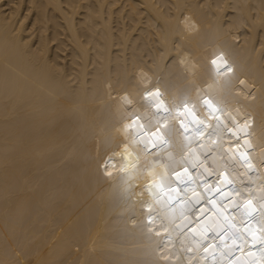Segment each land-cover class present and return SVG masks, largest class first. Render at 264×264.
I'll return each mask as SVG.
<instances>
[{
    "label": "bare ground",
    "instance_id": "obj_1",
    "mask_svg": "<svg viewBox=\"0 0 264 264\" xmlns=\"http://www.w3.org/2000/svg\"><path fill=\"white\" fill-rule=\"evenodd\" d=\"M185 104L204 122L188 139ZM184 174L208 195L170 188ZM259 205L264 0H0V264H201L198 223L245 207L250 232Z\"/></svg>",
    "mask_w": 264,
    "mask_h": 264
},
{
    "label": "clouds",
    "instance_id": "obj_2",
    "mask_svg": "<svg viewBox=\"0 0 264 264\" xmlns=\"http://www.w3.org/2000/svg\"><path fill=\"white\" fill-rule=\"evenodd\" d=\"M163 95V94H162ZM164 99L166 100V96L163 95ZM189 109V107H188ZM161 111V110H160ZM199 110L197 108H191L189 109L188 112H184L183 116H181V121L183 122V126L181 125V122L176 123L179 130L182 132L183 136L185 137V139H188L191 135H198L199 132L202 130V127L204 125L201 124V120L200 119H193V116L191 114H189L190 112H198ZM162 112V111H161ZM156 113V112H154ZM165 113V112H162ZM184 118V119H182ZM232 122V121H230ZM212 126H215L216 124L213 123L211 124ZM206 132H211V127L206 128L205 133ZM204 135V134H201ZM232 136H235L234 133H231ZM231 141H238L239 142V146H252L251 143H249V145H246L245 143H241V139L239 137L233 138L231 139ZM253 147V146H252ZM222 151L224 152V154L226 155V158L229 159V161L237 168L240 169L241 166H239L237 163L240 164V162L242 164L243 160H242V156L238 155V154H229V152L222 148ZM242 151V150H241ZM256 153L250 152V154L247 155L252 157L255 155ZM185 177H187V174H184ZM222 182L224 181V178H221ZM161 181L162 183H164L166 180L164 179L163 176H161ZM225 184V182H224ZM234 186V184H233ZM171 190H168L167 193H169ZM203 196H207L208 195V190H203L201 191ZM149 196H151L150 194H148ZM184 195V194H183ZM160 193L156 196L155 201L154 202H159L160 204H162L164 206L165 209L168 210L169 205H168V200L165 197L164 194H162L161 198H159ZM185 196V195H184ZM231 197V196H230ZM154 198V197H153ZM168 198H170L168 196ZM226 196H224L222 194V196L220 198H217V205L214 207L210 204V208H213L216 210V213L218 215L217 210L219 209L218 205L221 204L224 207V210L226 211L227 208L231 209L232 208V204L229 202H225ZM193 198H186L184 199V205L186 202H188L189 200H192ZM237 201L240 199L239 194L234 196L231 201L236 200ZM225 204H224V203ZM228 203V204H227ZM236 203V202H234ZM208 204V203H207ZM227 204V205H226ZM209 205V204H208ZM259 217H256V220L253 224L244 227V229H250L251 232L253 233L251 235V242H256L258 239L257 233H259V229L261 227L264 226V206L263 205H259ZM227 207V208H225ZM249 209L248 208H243L242 210H240V212L233 217L232 219H229L225 214H222V216H216L215 218L209 217V220H212L213 225L208 228L206 224H202V223H198L199 226H201V232H205L206 233V238L201 241L200 243H205V242H209L211 243L209 246L213 247V251H214V256L211 258V260L208 261V259L206 260L205 264H255V262L257 260H261L264 258V250L261 249V247H258L260 249L255 250V251H251L249 250L248 252L244 253L243 255H241V253H235L233 252L235 250V244L238 242L239 238H236L234 236H238L240 234L241 231H238V229L236 228L235 224L236 222H238L240 220L241 217V213H243L245 216L247 215L246 212H248ZM261 211V212H260ZM262 214V215H261ZM226 225L228 232L223 233L219 232V229L222 228L221 225ZM206 230H209L208 232H206ZM196 236H199V234H195ZM255 248V247H253ZM206 248L204 249V252L206 253ZM258 251L259 253L254 254V252Z\"/></svg>",
    "mask_w": 264,
    "mask_h": 264
},
{
    "label": "snow or ice",
    "instance_id": "obj_3",
    "mask_svg": "<svg viewBox=\"0 0 264 264\" xmlns=\"http://www.w3.org/2000/svg\"><path fill=\"white\" fill-rule=\"evenodd\" d=\"M217 60H220V61H224V57H223V54L217 56L216 59H214L212 61L213 64H216L217 63ZM226 63V62H225ZM229 71L231 70L230 68L228 69ZM241 83H243V81H241ZM159 96H160V92H159V89H154V90H146L145 91V98H148V97H151L152 100L150 101V103L152 104L153 107H155L157 109V112H159V110L161 109V106H162V101L159 100ZM125 101L127 103H131L130 100L127 99V97L124 98ZM206 104H209L208 101H205ZM209 107H211V105L209 104ZM165 111H167V109H164ZM184 111L188 112L189 109H188V106L187 104L184 105ZM189 114H191L193 116V119L196 120L198 119L196 117V114L194 112H190ZM139 117L136 118V120H138ZM133 124H135V121H133ZM181 125L183 126V122L181 121ZM133 125L132 124H129V125H126V127H132ZM140 127H143V125L141 124ZM169 131H171L169 129ZM151 135L154 136L156 138L157 141L163 143V133H160V129H156V131H153L151 132ZM155 147V144L153 145ZM127 148V146H125V149ZM105 171L107 172V168L105 169ZM108 174L110 175L111 173L108 172ZM151 219V217H150Z\"/></svg>",
    "mask_w": 264,
    "mask_h": 264
}]
</instances>
